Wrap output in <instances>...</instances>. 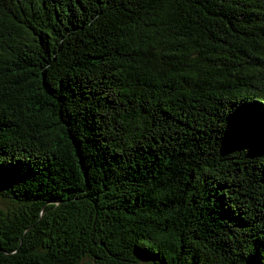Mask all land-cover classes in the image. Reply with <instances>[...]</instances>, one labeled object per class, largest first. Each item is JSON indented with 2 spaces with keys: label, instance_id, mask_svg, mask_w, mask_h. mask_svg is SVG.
<instances>
[{
  "label": "trees",
  "instance_id": "16d2710c",
  "mask_svg": "<svg viewBox=\"0 0 264 264\" xmlns=\"http://www.w3.org/2000/svg\"><path fill=\"white\" fill-rule=\"evenodd\" d=\"M0 196V264H264V0H0Z\"/></svg>",
  "mask_w": 264,
  "mask_h": 264
},
{
  "label": "rangeland",
  "instance_id": "374dc122",
  "mask_svg": "<svg viewBox=\"0 0 264 264\" xmlns=\"http://www.w3.org/2000/svg\"><path fill=\"white\" fill-rule=\"evenodd\" d=\"M11 204H14V200L7 198V197H2L0 196V205L3 207H8Z\"/></svg>",
  "mask_w": 264,
  "mask_h": 264
},
{
  "label": "water",
  "instance_id": "95a60500",
  "mask_svg": "<svg viewBox=\"0 0 264 264\" xmlns=\"http://www.w3.org/2000/svg\"><path fill=\"white\" fill-rule=\"evenodd\" d=\"M29 227H27L26 229H28Z\"/></svg>",
  "mask_w": 264,
  "mask_h": 264
}]
</instances>
